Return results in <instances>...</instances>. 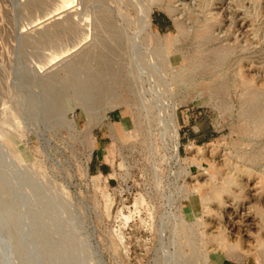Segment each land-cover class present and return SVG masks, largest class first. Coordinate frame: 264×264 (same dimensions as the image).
Instances as JSON below:
<instances>
[{"label": "rangeland", "instance_id": "obj_1", "mask_svg": "<svg viewBox=\"0 0 264 264\" xmlns=\"http://www.w3.org/2000/svg\"><path fill=\"white\" fill-rule=\"evenodd\" d=\"M64 1L0 0V264H264V0Z\"/></svg>", "mask_w": 264, "mask_h": 264}, {"label": "bare ground", "instance_id": "obj_2", "mask_svg": "<svg viewBox=\"0 0 264 264\" xmlns=\"http://www.w3.org/2000/svg\"><path fill=\"white\" fill-rule=\"evenodd\" d=\"M69 1H71V0H65L64 1V4H65V6L67 7V5H69V4H67V3H69ZM147 11V10H146ZM144 26H145V28L146 29H148L149 30V32L152 34L153 33V31H152V26H151V22H150V14L149 13H147L146 15H145V19H144ZM152 35H155V34H152ZM169 123H171V125H172V132H174V137H175V139H176V143L175 144H179V142H178V131H177V126H176V120L174 119L173 120V111H172V114L170 115V122ZM174 123V124H173ZM173 125H174V131H173ZM171 130V129H170ZM171 137H172V135H171ZM173 137V138H174ZM172 138V139H173ZM174 144V143H173ZM240 215H242V214H240ZM248 219H250L249 217H246V221H248ZM252 220H253V218H252ZM229 221V220H228ZM255 221V220H254ZM228 223V222H227ZM230 224H231V226L233 227V228H235L234 226H235V222H233V221H230ZM243 225L244 226H248V224H246V222L244 223L243 222ZM238 229H240V228H238ZM248 229H249V227H248ZM245 230V229H244ZM255 232V231H254Z\"/></svg>", "mask_w": 264, "mask_h": 264}]
</instances>
